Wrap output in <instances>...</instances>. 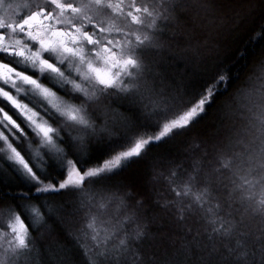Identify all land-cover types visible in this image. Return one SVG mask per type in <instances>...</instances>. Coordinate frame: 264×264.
Masks as SVG:
<instances>
[{
	"label": "snow or ice",
	"instance_id": "snow-or-ice-1",
	"mask_svg": "<svg viewBox=\"0 0 264 264\" xmlns=\"http://www.w3.org/2000/svg\"><path fill=\"white\" fill-rule=\"evenodd\" d=\"M0 264H264V0H0Z\"/></svg>",
	"mask_w": 264,
	"mask_h": 264
},
{
	"label": "trees",
	"instance_id": "trees-1",
	"mask_svg": "<svg viewBox=\"0 0 264 264\" xmlns=\"http://www.w3.org/2000/svg\"><path fill=\"white\" fill-rule=\"evenodd\" d=\"M249 35H250V33H241L238 42L233 47V51L229 54V56L226 60L225 66L230 68L233 75H235V73H237V72H241V74H243L244 65H245L246 61L250 63L252 60L251 52H252L253 47H255L257 51H259V44L258 43H256V44L247 43ZM243 48L248 49V51H249L248 56L245 57L244 59H237L238 53H237L236 49H243ZM233 83L236 84L238 82L234 80ZM232 91H234V89L230 90L229 94H231ZM212 115H213V113H212V110L210 109L209 110V116L206 117L205 120L202 121L200 125H197L195 128H193L192 132L189 133V137H192V136H195V135L201 133L204 130L205 125H207L211 121ZM156 151H159V150L154 149V152H156Z\"/></svg>",
	"mask_w": 264,
	"mask_h": 264
}]
</instances>
